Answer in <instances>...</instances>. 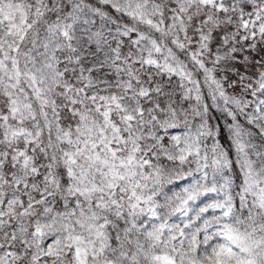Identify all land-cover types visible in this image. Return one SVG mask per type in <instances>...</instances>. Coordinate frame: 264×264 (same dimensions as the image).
<instances>
[{"label":"snow or ice","instance_id":"obj_1","mask_svg":"<svg viewBox=\"0 0 264 264\" xmlns=\"http://www.w3.org/2000/svg\"><path fill=\"white\" fill-rule=\"evenodd\" d=\"M0 264H264V0H0Z\"/></svg>","mask_w":264,"mask_h":264},{"label":"rangeland","instance_id":"obj_2","mask_svg":"<svg viewBox=\"0 0 264 264\" xmlns=\"http://www.w3.org/2000/svg\"><path fill=\"white\" fill-rule=\"evenodd\" d=\"M176 131V134H179V130H175Z\"/></svg>","mask_w":264,"mask_h":264}]
</instances>
